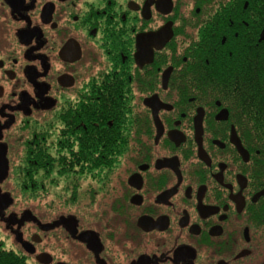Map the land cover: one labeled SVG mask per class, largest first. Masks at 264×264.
Here are the masks:
<instances>
[{
	"label": "flooded vegetation",
	"instance_id": "obj_1",
	"mask_svg": "<svg viewBox=\"0 0 264 264\" xmlns=\"http://www.w3.org/2000/svg\"><path fill=\"white\" fill-rule=\"evenodd\" d=\"M0 232L26 264H264V0H0Z\"/></svg>",
	"mask_w": 264,
	"mask_h": 264
},
{
	"label": "rangeland",
	"instance_id": "obj_2",
	"mask_svg": "<svg viewBox=\"0 0 264 264\" xmlns=\"http://www.w3.org/2000/svg\"><path fill=\"white\" fill-rule=\"evenodd\" d=\"M38 171H40V173H38ZM36 172L37 184L38 186L41 184L42 192L35 197V200L42 203L44 212H48V210L54 211V203L67 200V196L70 195L75 185V182H72V180H77V178H69L66 173L61 174V172H58L57 175L54 171V167L52 168L51 166L38 168ZM81 180L83 179L81 178ZM92 181L93 179L91 181L87 179L81 182V187L79 189L81 195H83L85 189ZM92 184L93 183H91V185ZM82 190L83 193L81 192ZM29 198H31L30 195ZM3 240H5V238L0 232V241ZM5 245L6 249L7 246L10 247L8 243H5Z\"/></svg>",
	"mask_w": 264,
	"mask_h": 264
},
{
	"label": "trees",
	"instance_id": "obj_3",
	"mask_svg": "<svg viewBox=\"0 0 264 264\" xmlns=\"http://www.w3.org/2000/svg\"><path fill=\"white\" fill-rule=\"evenodd\" d=\"M0 264H26V263L23 262L14 253L3 251L0 253Z\"/></svg>",
	"mask_w": 264,
	"mask_h": 264
},
{
	"label": "water",
	"instance_id": "obj_4",
	"mask_svg": "<svg viewBox=\"0 0 264 264\" xmlns=\"http://www.w3.org/2000/svg\"><path fill=\"white\" fill-rule=\"evenodd\" d=\"M51 228H54V224L50 225V226L47 228V230H49V229H51ZM45 256H46V255H41V256H39L40 258L38 259V261H40V262L43 263V264H51V261H47V262L44 263V261L42 260V258L45 257Z\"/></svg>",
	"mask_w": 264,
	"mask_h": 264
}]
</instances>
